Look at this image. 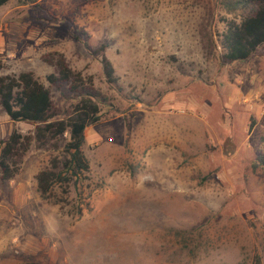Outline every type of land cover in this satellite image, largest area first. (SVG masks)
I'll list each match as a JSON object with an SVG mask.
<instances>
[{
    "label": "rangeland",
    "instance_id": "1",
    "mask_svg": "<svg viewBox=\"0 0 264 264\" xmlns=\"http://www.w3.org/2000/svg\"><path fill=\"white\" fill-rule=\"evenodd\" d=\"M239 14L223 0L0 5V75L30 70L51 120L65 118L78 97L48 85L54 68L39 57L56 51L99 107L84 129L87 171L40 197L34 176L61 168L63 133L31 140L0 177V264H264V44L225 62L218 42ZM100 45L115 83L91 54ZM12 129L34 126L0 107V140Z\"/></svg>",
    "mask_w": 264,
    "mask_h": 264
},
{
    "label": "trees",
    "instance_id": "2",
    "mask_svg": "<svg viewBox=\"0 0 264 264\" xmlns=\"http://www.w3.org/2000/svg\"><path fill=\"white\" fill-rule=\"evenodd\" d=\"M6 1L0 0V5ZM18 1L32 4L36 0ZM223 4L228 12L239 10L240 14L223 19V28L218 34L221 58L225 62L245 60L264 44V0H223ZM70 36L77 39L75 34ZM83 46L89 50L85 40ZM103 47L100 45L91 50V54L98 58L105 81L115 83L116 76L110 61L103 54ZM40 60L54 68L45 75L48 85L59 87L64 84L78 98L65 118L51 120L53 110L48 86L34 77L31 71L0 75L1 109L11 121H23L34 126L32 136L22 135L12 129L6 138L0 140V177L8 180L15 174L17 167L14 158H20L31 140L42 147L49 140L66 133L61 168L54 170L55 165L52 163L51 168L40 169L34 176L40 197L46 198L52 184L67 185L72 177L88 170L81 145L86 126L99 120V107L95 100L98 93L91 87L90 78L86 77L85 81L80 71L72 70L61 53L51 51L40 55ZM252 124L251 119L248 128ZM259 262V256L255 254L253 264Z\"/></svg>",
    "mask_w": 264,
    "mask_h": 264
},
{
    "label": "crops",
    "instance_id": "3",
    "mask_svg": "<svg viewBox=\"0 0 264 264\" xmlns=\"http://www.w3.org/2000/svg\"><path fill=\"white\" fill-rule=\"evenodd\" d=\"M0 50H1V45H0ZM40 57V56H39ZM21 71H30V70H21ZM20 72V71H19ZM42 83V82H41ZM6 115V114H5ZM7 116V115H6ZM9 119V118H8ZM9 121H11L10 119H9ZM11 122H13V121H11ZM15 122H23V121H15ZM27 123V122H26ZM10 133V131L8 132V134ZM7 134V135H8Z\"/></svg>",
    "mask_w": 264,
    "mask_h": 264
}]
</instances>
